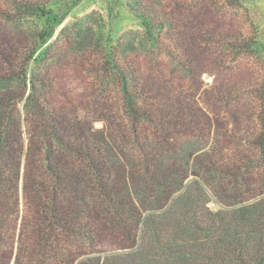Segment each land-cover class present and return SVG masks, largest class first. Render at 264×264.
Returning <instances> with one entry per match:
<instances>
[{
  "label": "trees",
  "instance_id": "trees-1",
  "mask_svg": "<svg viewBox=\"0 0 264 264\" xmlns=\"http://www.w3.org/2000/svg\"><path fill=\"white\" fill-rule=\"evenodd\" d=\"M9 1L16 11L45 19L37 36L44 45L62 24L43 3ZM130 8L155 43L156 17L135 2ZM236 48L264 55V45L248 40ZM35 53L21 64L0 62V264L14 257L16 246L31 261L36 257L53 264H264V191L246 179L255 175L254 167L238 174L241 166L216 164L205 149L185 153L179 165L168 161V153L154 141H141L143 125L157 129L168 123L140 104L136 72L121 65L114 47L108 62L119 80L134 144L119 153L102 130H96L101 139L92 140L54 114L42 94L39 72L31 69ZM258 95L264 102V83ZM261 120L258 148L264 156V107ZM65 156L78 160L76 169L63 167ZM22 168L24 196L36 209L20 218ZM40 174L44 177L38 180ZM245 184L252 187L247 192ZM212 200L220 205L218 211L209 207ZM101 227L118 242L117 251L95 249Z\"/></svg>",
  "mask_w": 264,
  "mask_h": 264
},
{
  "label": "rangeland",
  "instance_id": "rangeland-1",
  "mask_svg": "<svg viewBox=\"0 0 264 264\" xmlns=\"http://www.w3.org/2000/svg\"><path fill=\"white\" fill-rule=\"evenodd\" d=\"M35 1L45 4L62 24L44 45L37 36L46 27L45 19L16 11L11 1L0 0V62L21 64L36 49L37 61L31 69L39 72L42 94L61 121L95 141L101 139L96 130H102L119 153L131 150L132 123L108 62V50L114 47L121 65L136 72L140 104L154 112L155 119L168 123L157 129L143 125L141 141H154L159 151L168 153V161L179 165L185 153L205 149L216 164L241 166L238 174L254 167L255 175L247 174V182L264 191V156L258 148L264 55L242 54L236 48L242 40L264 45V0ZM132 2L156 17L155 43L130 8ZM76 164L74 157L63 158L64 168L76 169ZM24 176L22 168L20 218L36 209L24 196ZM249 185H243L244 192ZM209 207L220 209L215 200ZM75 208L79 213V206ZM69 215L73 219L74 214ZM96 233V250L120 248L109 231L101 227ZM41 261L19 254L17 246L14 257L3 259L4 264H53Z\"/></svg>",
  "mask_w": 264,
  "mask_h": 264
}]
</instances>
